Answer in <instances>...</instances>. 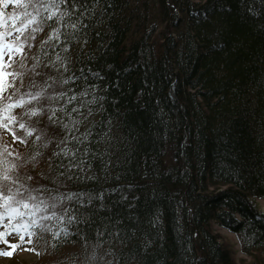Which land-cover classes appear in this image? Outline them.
Here are the masks:
<instances>
[{
  "label": "trees",
  "instance_id": "16d2710c",
  "mask_svg": "<svg viewBox=\"0 0 264 264\" xmlns=\"http://www.w3.org/2000/svg\"><path fill=\"white\" fill-rule=\"evenodd\" d=\"M23 11L0 8V19L12 23ZM51 11L57 16L24 50L28 69L39 59L40 75L27 72L16 87L35 93L51 84L26 108H55L59 122L47 114L21 120L26 108L14 109L17 120L0 126V174L19 178L14 190L23 185L55 202L48 213L64 220L46 222L58 239L45 232L29 244L13 231L17 214H9L0 221L8 241L0 249L12 251L4 257L239 264L215 224L252 256L245 264H264V213L255 203L264 200V0H69ZM48 14L41 9L37 19ZM55 27L60 39L42 45ZM65 146L74 158L54 155ZM72 159L83 163L69 168ZM67 248L75 251L62 253Z\"/></svg>",
  "mask_w": 264,
  "mask_h": 264
},
{
  "label": "snow or ice",
  "instance_id": "6c2138e0",
  "mask_svg": "<svg viewBox=\"0 0 264 264\" xmlns=\"http://www.w3.org/2000/svg\"><path fill=\"white\" fill-rule=\"evenodd\" d=\"M3 3L4 7L7 8L10 3L15 4L16 6L24 9L22 13H16L11 18L13 22L11 24H6L3 20H0V28L6 29L4 32H0V126L5 128L8 127L7 124L3 123L4 119H7L9 123L15 122L17 120L16 115H12V112L16 108H26L27 105H32L34 101L37 103L46 96L47 88L52 87L51 84H48L45 81V86L41 87L35 93L28 91L21 93L20 88L16 87L17 79L20 80V87H23V77L27 74V72L33 73V76H39L40 73L36 71V68L39 65V59L34 57L36 60V64L32 66L31 69H28L24 61L26 60L25 48L29 50L33 46L29 43L30 40H35V34L43 31V23L46 20H51L53 17L57 16L56 11H51V9H58L61 4L67 5L69 0H40V3H34L33 0H0ZM31 5L33 8V12H29L28 8ZM41 9L44 11H48V16L43 19H37L41 15ZM2 15V14H0ZM68 15L67 12L61 14L57 17V23L63 19V16ZM24 17V19H20V17ZM15 20H19V27H17ZM33 25H35L33 27ZM74 28L75 25H72ZM30 29V30H29ZM7 37H11V40L6 39ZM59 40L60 39V30L59 27L53 28V31L49 34L48 38L42 41L43 44H48L51 40ZM7 56L8 59L5 60L4 57ZM19 57V61L15 60L14 57ZM60 57L57 55V60ZM13 65H17L20 69H25L26 71H16L13 68ZM9 69H12L9 71ZM4 77H10L11 79H5ZM30 87H37L35 80L33 79ZM12 89V92L9 93L8 90ZM15 97V99H13ZM58 97H53L52 95H47V99H55ZM74 99V97H73ZM57 109L55 108H45L44 106L40 107H28L21 114V120L23 116H28L29 118L42 116L44 114L48 115V120L52 124H56L59 122V118L57 117ZM59 111H63L60 109ZM39 121H37L38 123ZM19 127L21 129L26 128V124L24 122L19 123ZM65 129L68 128V125H63ZM37 129L35 127L31 128V130L26 132L28 137H31ZM44 135L43 131H41L40 135H37L35 139L39 141L41 136ZM67 137H65V141H60V143H65ZM23 142V141H22ZM47 147V144L44 145ZM59 146V145H58ZM39 155V153H37ZM56 156H64V157H75V153L68 149L66 146L60 148L59 152L55 153ZM35 159V157H33ZM83 161L79 164L75 162L74 159L69 160V168L73 166H81ZM15 167V165H13ZM31 179V177H29ZM3 181H11V184L4 183ZM19 178L17 177L13 180L9 175L8 171L5 170L2 174H0V221L9 217V214L16 213V219L18 223L13 226V231L19 236V240L21 243H32L31 237L36 235H42L45 232H52V226L48 221L57 220L58 222H62L64 220L63 215H57L55 211H52L50 214L48 213V209L56 208V203L48 204V202L44 199H41L38 195H33L31 191L27 189L21 190L23 185L20 187L13 189L12 185L18 183ZM37 192L41 190H35ZM27 192V195H25ZM54 199H62V197H57ZM67 199H72V195H69ZM27 210V211H22ZM27 217V219L25 218ZM75 217H69L68 223H72ZM7 227V225H5ZM21 228H23L24 232L21 234ZM38 230V231H37ZM62 231L67 235V229H62ZM11 233H7L10 235ZM54 238H59L60 232H52ZM5 233H0V243L7 244L8 241L5 239ZM25 235L28 236V240L25 241ZM10 247L15 250L19 247V244L10 245ZM28 250V249H25ZM34 251V249H32ZM12 251H5L0 249V256H11Z\"/></svg>",
  "mask_w": 264,
  "mask_h": 264
},
{
  "label": "rangeland",
  "instance_id": "374dc122",
  "mask_svg": "<svg viewBox=\"0 0 264 264\" xmlns=\"http://www.w3.org/2000/svg\"><path fill=\"white\" fill-rule=\"evenodd\" d=\"M10 5H12V3L9 4V6L7 8L4 7L3 3L0 2V8L3 9L4 11L9 10L10 9ZM1 20V19H0ZM6 24H11L10 21H5L3 20ZM3 30V31H2ZM0 32H4V28H0ZM10 37H7L6 39H8ZM5 60L8 59L7 56L4 57ZM15 60L19 61V57H14ZM17 66V65H16ZM12 91V89L10 90V92ZM2 140L9 142V138L6 136H2ZM7 151L13 155L16 156L15 154L18 155V152H14L13 149L11 148V146L7 145ZM11 157V160H12ZM256 205L257 207L260 209V211H262L264 213V200H256ZM213 231L220 234L226 241L231 242L234 244V249H235V259L239 264H245L248 263L249 261L253 260L252 256L250 255H246L243 254L242 251L240 250V246L238 244L237 238L234 234L228 232L227 230L213 224ZM68 250L63 251L62 253H72L75 251V248L71 249V248H67ZM87 254V253H86ZM264 254V253H263ZM89 257L91 258L92 261H96L99 260L98 257H92L93 254H88ZM64 256V255H63ZM40 258L36 255H34L33 253L30 252H23L20 255L14 256V257H4V256H0V264H40ZM48 260V259H47ZM47 260L45 262H47ZM66 260V264H74V259L69 258V259H65ZM61 259L57 260V264L61 263ZM44 262V263H45ZM81 262V261H80ZM79 262V264H81Z\"/></svg>",
  "mask_w": 264,
  "mask_h": 264
}]
</instances>
